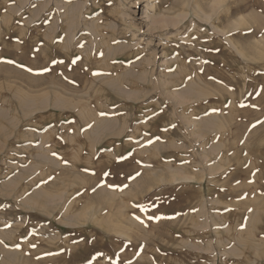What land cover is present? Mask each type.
<instances>
[{
	"label": "rangeland",
	"instance_id": "1",
	"mask_svg": "<svg viewBox=\"0 0 264 264\" xmlns=\"http://www.w3.org/2000/svg\"><path fill=\"white\" fill-rule=\"evenodd\" d=\"M0 264H264V0H0Z\"/></svg>",
	"mask_w": 264,
	"mask_h": 264
}]
</instances>
